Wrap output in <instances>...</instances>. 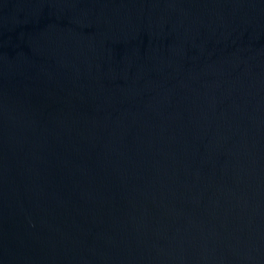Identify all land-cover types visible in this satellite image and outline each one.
<instances>
[{
  "label": "water",
  "instance_id": "water-1",
  "mask_svg": "<svg viewBox=\"0 0 264 264\" xmlns=\"http://www.w3.org/2000/svg\"><path fill=\"white\" fill-rule=\"evenodd\" d=\"M0 264H264V0H0Z\"/></svg>",
  "mask_w": 264,
  "mask_h": 264
}]
</instances>
